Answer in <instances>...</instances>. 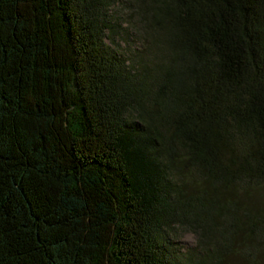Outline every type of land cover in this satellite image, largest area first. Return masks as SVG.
<instances>
[{"label":"trees","instance_id":"1","mask_svg":"<svg viewBox=\"0 0 264 264\" xmlns=\"http://www.w3.org/2000/svg\"><path fill=\"white\" fill-rule=\"evenodd\" d=\"M0 264H264V0H0Z\"/></svg>","mask_w":264,"mask_h":264},{"label":"rangeland","instance_id":"2","mask_svg":"<svg viewBox=\"0 0 264 264\" xmlns=\"http://www.w3.org/2000/svg\"><path fill=\"white\" fill-rule=\"evenodd\" d=\"M195 244H196V237L192 233L185 234L180 240V245H182L185 249L192 248L195 246Z\"/></svg>","mask_w":264,"mask_h":264}]
</instances>
